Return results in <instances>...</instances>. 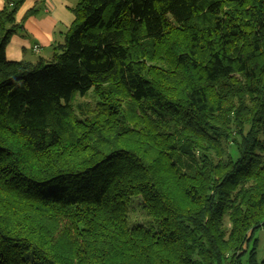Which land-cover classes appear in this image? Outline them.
Instances as JSON below:
<instances>
[{
	"label": "trees",
	"instance_id": "1",
	"mask_svg": "<svg viewBox=\"0 0 264 264\" xmlns=\"http://www.w3.org/2000/svg\"><path fill=\"white\" fill-rule=\"evenodd\" d=\"M25 1L0 10V264H264V0H79L50 58L10 61Z\"/></svg>",
	"mask_w": 264,
	"mask_h": 264
},
{
	"label": "crops",
	"instance_id": "2",
	"mask_svg": "<svg viewBox=\"0 0 264 264\" xmlns=\"http://www.w3.org/2000/svg\"><path fill=\"white\" fill-rule=\"evenodd\" d=\"M7 0H0V10ZM79 0H26L18 10L17 22L23 25L22 32L15 34L7 46L6 56L10 61L36 62L50 58L53 48L64 43L67 32L75 21L73 8ZM33 9L36 12L29 14ZM40 46L36 52L34 47Z\"/></svg>",
	"mask_w": 264,
	"mask_h": 264
},
{
	"label": "rangeland",
	"instance_id": "3",
	"mask_svg": "<svg viewBox=\"0 0 264 264\" xmlns=\"http://www.w3.org/2000/svg\"><path fill=\"white\" fill-rule=\"evenodd\" d=\"M98 97L95 93L90 92L85 97L76 96L74 99V106L76 109L80 104L88 105L89 107L95 108ZM129 219L132 223L141 224L144 227L157 231L159 224L155 216L150 214L144 206V202L141 196L133 197L129 206ZM257 240V258L259 261H264V228L259 229L255 232L253 240L247 247L250 251L253 248L254 241ZM248 253L243 257L242 264H247Z\"/></svg>",
	"mask_w": 264,
	"mask_h": 264
},
{
	"label": "built area",
	"instance_id": "4",
	"mask_svg": "<svg viewBox=\"0 0 264 264\" xmlns=\"http://www.w3.org/2000/svg\"><path fill=\"white\" fill-rule=\"evenodd\" d=\"M40 46H38V45H36L35 47H34V50L36 51V52H39L40 51Z\"/></svg>",
	"mask_w": 264,
	"mask_h": 264
}]
</instances>
